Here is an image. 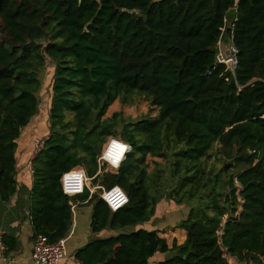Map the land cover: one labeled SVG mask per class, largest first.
<instances>
[{
  "label": "trees",
  "instance_id": "1",
  "mask_svg": "<svg viewBox=\"0 0 264 264\" xmlns=\"http://www.w3.org/2000/svg\"><path fill=\"white\" fill-rule=\"evenodd\" d=\"M238 4L233 74L216 64L227 11ZM47 57L54 65L49 134L33 159V238L68 234L72 203L93 205V232L151 221L169 196L189 211L170 246L140 227L96 238L81 264H264V0H0V198L19 192L18 139L36 115ZM146 97L156 116H107ZM133 146L117 172H99L109 137ZM224 155L211 162L213 153ZM148 157L154 161L150 171ZM245 165L237 173L232 169ZM83 167L93 185L122 187L112 211L100 197L69 196L64 173ZM7 251L16 247L2 236Z\"/></svg>",
  "mask_w": 264,
  "mask_h": 264
},
{
  "label": "crops",
  "instance_id": "2",
  "mask_svg": "<svg viewBox=\"0 0 264 264\" xmlns=\"http://www.w3.org/2000/svg\"><path fill=\"white\" fill-rule=\"evenodd\" d=\"M48 118L49 116L43 118L35 115L30 123L25 126L27 127L26 130L25 127L22 129L21 136L18 139L16 178L20 189L9 201H2L0 204V264H35L32 256L35 238H33V225L30 214V194L34 175L32 161L35 156V140L48 136L49 122H45ZM75 203L77 206L71 226L73 227V234L67 240L68 258L57 264H81L75 255L79 249L93 239L107 238L140 227L151 230L148 227L149 221L143 225L129 226L123 229L106 228L100 232H93L91 226L93 205L89 204L88 201H77ZM185 233L187 234V232ZM4 234H10L16 239L14 250L7 251L2 243ZM2 245L4 248L1 247ZM160 259H163V256L156 253L151 260V264Z\"/></svg>",
  "mask_w": 264,
  "mask_h": 264
},
{
  "label": "built area",
  "instance_id": "3",
  "mask_svg": "<svg viewBox=\"0 0 264 264\" xmlns=\"http://www.w3.org/2000/svg\"><path fill=\"white\" fill-rule=\"evenodd\" d=\"M237 13H238V4H235L227 11L226 16L224 18V25L221 27V34L217 41L218 51L216 54V64L224 65L225 70L230 71L233 74L235 73L239 63L238 61L239 48L234 42L235 26L238 19ZM111 139L119 140L122 143H125L130 146V150L124 154V157L119 162L118 167L114 166L109 159L105 158V154L108 150V146ZM45 141H46V137L37 138L35 140V146H34L35 156L43 149L45 145ZM132 150H133V146L130 143L126 142L124 139L118 136L109 137L108 141L104 146L102 153L98 157V165H99L98 173H103L108 171L114 172V170L118 171L121 165L127 159L128 154ZM66 174H68L67 177ZM93 178L94 177H89L87 175V172L83 167H76L64 173L62 177L63 190L69 196L82 194L86 188L90 190L91 194L95 193L97 190H100L99 193L100 197L108 204L109 208L112 211L120 210L128 205L129 197L126 191L122 187L118 185L109 188L102 185H93V187H91ZM66 187L68 189V192L65 191ZM81 188L82 190H80ZM106 196L108 197V200L114 199L116 203L119 204L116 210H113V208L110 207L108 200L105 199ZM122 200L124 201L123 203H121ZM76 206L77 205L75 202L72 203L71 207H72L73 215L75 214ZM72 234H73V227H70L68 230V234L65 237L55 242L50 241L48 237L45 235L42 234L37 235L34 239L33 248H32V256L35 264H57L62 262L63 260H66L68 258L67 240ZM1 247L4 248L3 245ZM226 257L228 259V262L230 260L231 261L234 260L235 264H243L242 262H238L237 259L233 256L227 255Z\"/></svg>",
  "mask_w": 264,
  "mask_h": 264
},
{
  "label": "rangeland",
  "instance_id": "4",
  "mask_svg": "<svg viewBox=\"0 0 264 264\" xmlns=\"http://www.w3.org/2000/svg\"><path fill=\"white\" fill-rule=\"evenodd\" d=\"M53 72L54 65L50 61L49 57H47V66L43 76V86L39 92L40 105L38 112L36 113L37 117L41 116L43 118H47L49 116V105L51 99L50 89L53 79ZM114 112H121L122 116L127 121H135L147 116H156L158 114V108L154 106L151 101L148 100L146 97H139L134 104H124L121 102V100H117L110 107L107 116H111ZM45 122H49V118L45 120ZM26 128L27 127H25L24 129L26 130ZM223 158L224 155L220 153L219 150H216L213 153V158L211 162L213 161L219 163L222 161ZM153 160L155 159L148 157V162L151 165L149 168L150 171L154 167ZM244 167L245 165H238L237 167L232 169V172L237 173ZM114 172L117 171L114 170ZM91 187H93V184H91ZM2 201L3 200L0 198V204L2 203ZM188 206V204L179 205L173 200H171L169 196H166L157 205L155 215L151 219L148 227H150V229H158L160 231V236L166 238L170 246L172 245L174 240H176L179 244L182 243L183 239L186 236V231L183 229L175 228L174 226H176L183 218L187 216L189 211ZM159 254L163 256V259L169 258L173 255L172 252ZM230 264H235V261L232 260Z\"/></svg>",
  "mask_w": 264,
  "mask_h": 264
},
{
  "label": "clouds",
  "instance_id": "5",
  "mask_svg": "<svg viewBox=\"0 0 264 264\" xmlns=\"http://www.w3.org/2000/svg\"><path fill=\"white\" fill-rule=\"evenodd\" d=\"M130 150V146L122 143L119 140L116 139H111L109 146H108V150L105 154V158L109 159L111 161V163L118 167L119 166V162L123 159L124 154ZM68 174H66L67 177ZM82 190V188L80 189ZM65 191L68 192L67 187L65 188ZM106 200H108V197H105ZM110 207L113 208V210H116V208L119 206V204L116 203V201L114 199L108 200ZM124 201L122 200L121 203H123Z\"/></svg>",
  "mask_w": 264,
  "mask_h": 264
}]
</instances>
